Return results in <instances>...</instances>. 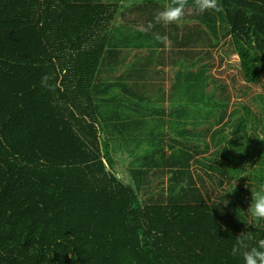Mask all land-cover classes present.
<instances>
[{
  "label": "trees",
  "instance_id": "trees-1",
  "mask_svg": "<svg viewBox=\"0 0 264 264\" xmlns=\"http://www.w3.org/2000/svg\"><path fill=\"white\" fill-rule=\"evenodd\" d=\"M168 2L0 0V264H243L231 254L236 236L251 232V246L264 238V220L254 227L246 214L264 185V94L257 107L233 100L246 118L225 144L212 123L209 177L193 167L203 163L198 145L178 141L170 152L164 137L145 136L128 165L89 111L116 86L103 74L119 28L137 24L168 37L162 55L209 71L212 92L224 90L211 71L223 47L234 48L247 83L261 81L264 0H219L222 12L203 13L189 0L183 21L156 23ZM207 100L218 122L235 114L230 91ZM244 120L255 144L237 133Z\"/></svg>",
  "mask_w": 264,
  "mask_h": 264
},
{
  "label": "crops",
  "instance_id": "crops-1",
  "mask_svg": "<svg viewBox=\"0 0 264 264\" xmlns=\"http://www.w3.org/2000/svg\"><path fill=\"white\" fill-rule=\"evenodd\" d=\"M142 1L122 0L127 5L121 10H140L139 5L133 4L141 6ZM133 27L119 28L118 36L112 42L120 51L117 50L114 56L107 60L109 66L103 75L104 80L116 82L114 91L99 92L106 93V98L98 99L101 105L92 106L89 111L97 114L96 119L106 129L105 136L111 139L113 155H126L128 165L134 163L136 156L143 153L145 147H140L139 144L144 141L145 136L153 137L155 143H159L161 137H164L165 146L170 152L174 150L172 145L180 148L181 142L178 141L198 145L192 148V152L198 153L195 160L203 163L193 167L205 177L210 169L206 164L211 162L212 153L217 148L216 139L222 138L221 143L225 144V138L233 132L231 129L237 127V120L245 116L239 117L237 107L231 106L229 112L235 110V114L231 112V116L226 115L223 121L218 122L221 115L215 113L217 116H212V104L207 99L212 95L224 99L226 92H212L214 82L208 78L209 71L199 75L198 67L188 66L194 62L193 59H187L188 65H183V58L173 59L171 55H162L164 46L157 40L156 33L146 34L141 29L135 30L133 37L124 33L125 29ZM226 59L225 57L222 62L216 58V62L223 66ZM212 74L217 76L214 71ZM218 88L220 90L223 86L219 85ZM260 94L264 93L242 91L233 100L238 98L246 101L250 107H257L258 101L255 102L253 98L254 95L259 97ZM240 106L242 107V103ZM242 113L244 114V110ZM231 120L236 121L225 131L226 123ZM245 120L240 127L248 125ZM212 123L213 131L217 132L214 143ZM220 153L222 154L219 150ZM207 176L209 177V174Z\"/></svg>",
  "mask_w": 264,
  "mask_h": 264
},
{
  "label": "clouds",
  "instance_id": "clouds-1",
  "mask_svg": "<svg viewBox=\"0 0 264 264\" xmlns=\"http://www.w3.org/2000/svg\"><path fill=\"white\" fill-rule=\"evenodd\" d=\"M188 3L189 0H169L155 14V22L173 24L183 21ZM192 5L200 13L209 10L215 12L223 11V6L219 3V0H192ZM153 26L154 24L149 22L143 30L148 31ZM157 40L167 43L168 37L158 36ZM259 139L264 141V136H261ZM251 196V203L246 214L249 217L248 224L255 227L257 221L264 220V185L259 190H251ZM221 227L227 230L224 225H221ZM253 239L254 237L251 232H241L236 236L231 254L233 256L239 255L243 260V264H264V238L256 240V245L251 246L250 241Z\"/></svg>",
  "mask_w": 264,
  "mask_h": 264
},
{
  "label": "rangeland",
  "instance_id": "rangeland-1",
  "mask_svg": "<svg viewBox=\"0 0 264 264\" xmlns=\"http://www.w3.org/2000/svg\"><path fill=\"white\" fill-rule=\"evenodd\" d=\"M141 29V25L137 24V26L133 27L132 29L128 28L124 30V33L126 35H131L133 37V34H135V30ZM220 55H225L227 58L226 61L224 62L223 66H219V63L216 62V65L211 69V71H214L217 76V80H220V84L224 87V90L222 92H228L232 93V100L233 98L236 97L238 93H241L242 91H254V93H259L263 92L264 93V76L261 79L259 83L256 84H249L246 82L244 78V74L242 72L240 62H239V57L237 56L234 48L232 47H223L219 51ZM218 65V66H217ZM218 67V68H217ZM226 86H230V90H226ZM251 88L250 90H247V88ZM221 90V89H220ZM254 101H258V96L254 95ZM231 106L234 108L235 106L237 107L238 110V116H242V107L240 106V103H236L232 105L231 101ZM231 109V107L228 109V111ZM237 117V116H235ZM236 120H231L230 122L226 123V127L224 128L225 131H228V128L235 122ZM255 129H250V125H246L245 129L239 130L237 132L243 139L251 142L253 140V143H256V140L254 139L255 135ZM233 133V132H232ZM221 136V135H220ZM222 137V136H221ZM253 138V139H251ZM220 156L223 157V155L220 153ZM208 184L210 188H215V185L213 183V180L208 179ZM226 189V188H224ZM223 193V192H222ZM251 196V195H250Z\"/></svg>",
  "mask_w": 264,
  "mask_h": 264
}]
</instances>
